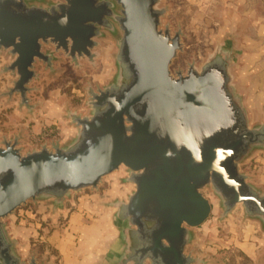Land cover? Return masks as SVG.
<instances>
[{"label":"water","instance_id":"95a60500","mask_svg":"<svg viewBox=\"0 0 264 264\" xmlns=\"http://www.w3.org/2000/svg\"><path fill=\"white\" fill-rule=\"evenodd\" d=\"M160 0H0V53L18 79L9 94L32 109L38 61L53 67L55 52L74 63L94 62L106 33L117 40V74L88 89V115L70 113L71 138L23 153L18 137L0 145V264H26L4 220L29 202L60 206L72 192L99 189L120 169L133 186L117 201V236L101 264H204L188 251L191 229L213 212L212 187L224 216L242 205L264 227V191L240 169L264 148V123L251 127L230 72L233 53L218 47L199 69L171 72L182 32L161 28ZM52 44L54 52L44 51ZM29 264H38L32 259Z\"/></svg>","mask_w":264,"mask_h":264},{"label":"rangeland","instance_id":"374dc122","mask_svg":"<svg viewBox=\"0 0 264 264\" xmlns=\"http://www.w3.org/2000/svg\"><path fill=\"white\" fill-rule=\"evenodd\" d=\"M58 1V0H50ZM166 10L161 28L182 32L183 49L171 65L172 74L186 73L190 64L201 68L218 47L230 50V72L236 93L242 98L250 126L264 123V0H160ZM106 33L96 49L94 62L76 64L64 52H55L52 68L40 61L39 77L28 94L32 109L21 104L19 94H9L18 79L7 69L14 61L9 51L0 53V145L3 137H18L23 153L65 138L58 116L69 123L70 113L88 115V89L111 84L117 74V40ZM52 44L44 51L54 52ZM41 112L53 114L49 121ZM27 115V116H26ZM24 117L29 121L22 123ZM48 122V123H47ZM67 123V124H68ZM248 181L264 191V148L254 149L240 165ZM122 168L102 181L99 189L72 192L60 206L52 200L29 202L4 220L18 256L26 263L96 264L107 256L117 236L114 203L125 201L133 186ZM213 212L202 226L191 229L188 251L204 264H264V227L248 218L242 205L224 216L212 187L203 191ZM112 246V245H111ZM260 256L258 257V255Z\"/></svg>","mask_w":264,"mask_h":264},{"label":"crops","instance_id":"0c3cea01","mask_svg":"<svg viewBox=\"0 0 264 264\" xmlns=\"http://www.w3.org/2000/svg\"><path fill=\"white\" fill-rule=\"evenodd\" d=\"M50 117H55V115H53V114H46L44 116V114H42V112H41V117H40L41 120H43V121L46 122V120L49 121V118ZM58 118H59V121H60L61 125L63 126V133L65 135V138H67V139L68 138H71V136H73L75 134L76 129L73 126L69 125L68 122L63 121V119L60 116H58ZM28 122L29 121L27 120V118L24 117V120H22V123H24V125H26ZM114 242H115V240H111L109 246L111 247V245H113ZM259 256H260V254L258 255V257ZM96 261H97L96 264H101V259L100 260H96Z\"/></svg>","mask_w":264,"mask_h":264}]
</instances>
